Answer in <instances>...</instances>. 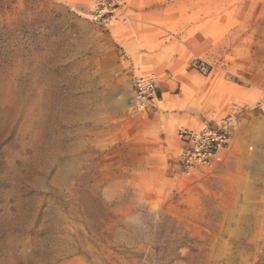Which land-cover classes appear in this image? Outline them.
I'll return each instance as SVG.
<instances>
[{
  "label": "rangeland",
  "instance_id": "1",
  "mask_svg": "<svg viewBox=\"0 0 264 264\" xmlns=\"http://www.w3.org/2000/svg\"><path fill=\"white\" fill-rule=\"evenodd\" d=\"M124 1L0 0V264H264V0Z\"/></svg>",
  "mask_w": 264,
  "mask_h": 264
},
{
  "label": "built area",
  "instance_id": "2",
  "mask_svg": "<svg viewBox=\"0 0 264 264\" xmlns=\"http://www.w3.org/2000/svg\"><path fill=\"white\" fill-rule=\"evenodd\" d=\"M87 5L86 17L96 25L107 27L113 23L126 24L124 0H84ZM200 72H206L200 66ZM135 94L140 99L157 97V87L152 76L141 75L134 79ZM180 145V166L185 174L211 172L218 156V151L227 142V135L220 129H187L180 128L176 133Z\"/></svg>",
  "mask_w": 264,
  "mask_h": 264
}]
</instances>
